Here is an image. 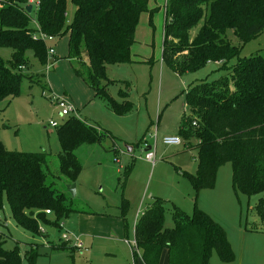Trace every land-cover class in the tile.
<instances>
[{"label": "trees", "instance_id": "obj_1", "mask_svg": "<svg viewBox=\"0 0 264 264\" xmlns=\"http://www.w3.org/2000/svg\"><path fill=\"white\" fill-rule=\"evenodd\" d=\"M35 1L1 0L0 46H10L13 52L7 61L0 57V101L19 94L22 73L18 71L30 67L25 57L28 49L46 62L45 43L33 38L36 28L30 21L34 12L42 32L68 36V57L76 60L108 109L117 116L130 112L133 102L127 91L119 89L116 99L106 90L114 82L107 76V65L131 62L134 27L139 14L147 10L148 0ZM28 4H32L30 13ZM229 29L240 44L258 36L264 31V0L166 1L162 60L179 75L209 62L218 64L225 74L190 84L184 91L192 116L181 117L177 135L190 144L186 149L196 151V173L182 172L194 190L193 211L188 215L159 197L146 204L134 223L133 245L144 264H158L163 251L166 264H210L213 252L224 263L234 261L227 231L197 203L201 190L215 186L219 167L230 163L237 199L264 192V57H240L239 46L227 38ZM232 59L235 62L228 65ZM121 82L128 89L129 82ZM56 134L62 149L58 174L67 184L76 182L81 168L76 149L85 144L100 146L106 138L115 142L108 130L75 116L59 124ZM48 163L45 152L9 150L0 141V210L6 200L17 226L33 234L38 223L58 227L59 219L81 211L73 207L69 192L48 182ZM166 203L172 209L171 227L165 226ZM255 211L264 220L263 196ZM3 242L0 232V264H23V260L35 264V252L26 250L22 255L17 247L5 249ZM55 248L65 249L67 243L62 241Z\"/></svg>", "mask_w": 264, "mask_h": 264}, {"label": "rangeland", "instance_id": "obj_2", "mask_svg": "<svg viewBox=\"0 0 264 264\" xmlns=\"http://www.w3.org/2000/svg\"><path fill=\"white\" fill-rule=\"evenodd\" d=\"M166 1L148 0L147 10L139 14L130 48L131 62L107 65V76L114 80L106 87L108 93L118 99L119 89L125 90L133 102L132 110L123 116L108 109L106 101L95 95L85 80L76 60L68 57L67 35L46 42V46L55 50L49 71L32 50L25 52L30 67L18 71L22 73L19 94L0 101L3 145L9 150L45 152L49 157L48 182L68 192L66 179L58 174V155L62 149L57 127L49 126V121L61 124L67 117L60 114L54 98L69 100L77 109L78 118L107 129L115 142L106 138L100 146L85 144L76 149L81 168L71 201L81 211L59 219L58 227L38 223L35 234L24 230L17 226L4 200L0 232L5 249L17 247L22 255L26 250L33 251L37 254L35 264H144L140 251L134 250L133 245L134 223L146 204L159 197L188 215L192 213L194 190L182 172L196 173V151L186 149L188 142L187 146L166 145L162 137L176 134L181 117L192 116L184 101V91L189 85L215 80L225 72L218 64L209 62L179 75L162 60ZM30 22L34 25V12ZM227 38L232 45L239 46L240 57L255 54L264 57V31L244 44L230 29ZM12 52V47L0 46L3 60L10 59ZM122 80L129 82L128 89ZM154 133L156 161L152 166L144 159L141 141L145 138L153 145ZM128 146L132 147L131 152L127 151ZM262 196L264 192L247 201L246 196L239 195V205L231 187L230 163L218 168L212 189L200 191L198 207L225 226L238 257L236 262L224 263L213 252L210 264H264V220L255 211ZM172 225V209L166 203L165 226ZM238 225L246 226V232L254 235L242 241L237 237ZM62 241L67 248L56 249ZM76 241L79 247L75 246ZM166 261L163 251L158 264ZM23 264H27L25 260Z\"/></svg>", "mask_w": 264, "mask_h": 264}, {"label": "built area", "instance_id": "obj_3", "mask_svg": "<svg viewBox=\"0 0 264 264\" xmlns=\"http://www.w3.org/2000/svg\"><path fill=\"white\" fill-rule=\"evenodd\" d=\"M30 2L36 3L35 0H30ZM0 5H1V0H0ZM34 27L36 28L34 34H33V38L34 39H39L41 41H43L46 45L47 41L53 40L55 38V36L46 34L44 32H42V30L39 28L38 24L36 22H34ZM46 50H47V59L45 62V69L47 71L50 70L52 64H53V56L55 54V50L53 46H46ZM55 103L56 105L59 106L60 109V114L62 116H75L77 117V109L74 107V105L67 99L64 98H60V97H55ZM49 126L51 127H58L59 123L55 120H51L49 121ZM154 142H155V138H156V133H154ZM162 142L166 145H180L185 143L180 136H178L177 134L174 135H165L162 137ZM142 146L144 147V159H146L148 162L151 163V165L153 166L156 159H155V151H154V146L155 144H150L148 143V141L143 138V140L141 141ZM187 146V145H186ZM117 149V148H116ZM115 149V150H116ZM117 151H119L120 153H123L124 151L117 149ZM118 160V159H116ZM46 213H50L49 210H45ZM143 211H140L139 215L142 214ZM63 238H65V235L63 234L62 236ZM78 241V240H77ZM77 241L75 242V246H78ZM79 247V246H78ZM81 247V246H80Z\"/></svg>", "mask_w": 264, "mask_h": 264}, {"label": "crops", "instance_id": "obj_4", "mask_svg": "<svg viewBox=\"0 0 264 264\" xmlns=\"http://www.w3.org/2000/svg\"><path fill=\"white\" fill-rule=\"evenodd\" d=\"M107 130V129H106ZM177 134V133H176ZM147 141H148V139H146ZM148 143H150L151 144V141H148ZM153 144H155V142L153 143ZM199 194H200V192H199ZM198 194V195H199ZM247 201H248V199H247ZM148 204V203H147ZM202 209V208H201ZM240 211H241V207H240ZM206 212V211H205ZM208 213V212H207ZM241 213H242V211H241ZM208 214H210V213H208ZM211 215V214H210ZM212 216V215H211ZM213 217V216H212ZM214 218V217H213ZM217 221V220H216ZM218 223H220V221H217ZM221 224V223H220ZM222 225V224H221ZM223 226V225H222ZM242 226V227H241ZM224 227V229L226 230V228H225V226H223ZM227 231V230H226ZM238 231H239V233H238V238H240L241 237V239H242V241H244V239H247V237H249L250 235H254V234H252V233H247L246 231V226H244L243 227V225H238ZM227 235H228V239H229V242H230V245H231V247H232V250H233V252H234V254H235V259H234V261H232V262H236L237 261V253H236V251H235V249H234V247H233V242H232V239H231V235H230V233L227 231ZM230 263V262H229Z\"/></svg>", "mask_w": 264, "mask_h": 264}, {"label": "water", "instance_id": "obj_5", "mask_svg": "<svg viewBox=\"0 0 264 264\" xmlns=\"http://www.w3.org/2000/svg\"><path fill=\"white\" fill-rule=\"evenodd\" d=\"M31 8H32V4L26 5V10L28 13H30ZM131 150H132V147L128 146L127 151L131 152ZM67 190L71 194V196H74L75 195V183L67 184Z\"/></svg>", "mask_w": 264, "mask_h": 264}]
</instances>
